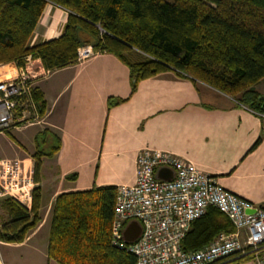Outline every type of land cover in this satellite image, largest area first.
<instances>
[{"label":"trees","instance_id":"obj_1","mask_svg":"<svg viewBox=\"0 0 264 264\" xmlns=\"http://www.w3.org/2000/svg\"><path fill=\"white\" fill-rule=\"evenodd\" d=\"M47 2L67 11L60 34L31 43ZM115 54L129 67L132 93L140 78L163 70L202 80L231 95L237 104L264 112V93L254 87L264 77V0H0V62L14 60L29 71L58 68L76 61L77 48ZM31 55L29 61L25 56ZM40 113L42 90L34 87ZM126 98L110 96L108 106ZM32 197L23 205L0 200L5 218L0 241L20 243L42 220L40 164L61 139L47 128L35 135ZM260 136L252 143L254 147ZM75 172L68 174L72 177ZM117 185L63 190L52 204L47 256L58 264H134L135 256L111 243ZM182 239L195 250L219 233L233 231L227 215L210 206ZM250 254L217 264H240Z\"/></svg>","mask_w":264,"mask_h":264},{"label":"crops","instance_id":"obj_2","mask_svg":"<svg viewBox=\"0 0 264 264\" xmlns=\"http://www.w3.org/2000/svg\"><path fill=\"white\" fill-rule=\"evenodd\" d=\"M42 15H48V21L42 24L38 20L31 43L60 34L67 11L47 2ZM53 71L57 73L49 75ZM34 83L42 90L46 109L39 121L28 124L36 125L34 134L47 128L60 137L61 144L54 153L41 157L42 220L24 241H0L1 246L29 245L42 253L45 264H58L47 256L51 208L56 195L92 185L133 182L135 157L145 146L187 157L225 188L264 206V117L237 104L231 95L173 70L140 78L130 93L128 65L105 51L83 61L50 68ZM69 83L75 87L70 96L64 97L62 91ZM110 96L126 99L108 106ZM258 136L259 142L250 148ZM34 138L29 145L19 142L23 153L16 150L14 155L23 158L27 169L33 161L28 151L35 150ZM107 156H123L129 172L114 177L102 174L92 179L93 166H97L98 173L108 163ZM72 172L75 174L68 176Z\"/></svg>","mask_w":264,"mask_h":264},{"label":"built area","instance_id":"obj_3","mask_svg":"<svg viewBox=\"0 0 264 264\" xmlns=\"http://www.w3.org/2000/svg\"><path fill=\"white\" fill-rule=\"evenodd\" d=\"M98 52L91 44H82L76 60L83 61ZM30 58L27 54L25 61ZM49 71L45 68L36 75L14 60L0 62V132L18 122L27 124L37 119L34 81ZM241 105L264 117V112ZM135 165L134 181L117 184L110 226L111 243L132 253L134 264H217L246 254L256 264H264V206L225 188L193 161L170 150L142 147ZM161 166L171 169L172 175L156 176ZM32 185L33 176L25 171L20 159L0 158V197H12L28 205ZM210 206L227 215L233 231L219 233L199 249L184 250L181 242L192 222ZM131 220H137L141 229L134 241L127 242L123 231Z\"/></svg>","mask_w":264,"mask_h":264},{"label":"rangeland","instance_id":"obj_4","mask_svg":"<svg viewBox=\"0 0 264 264\" xmlns=\"http://www.w3.org/2000/svg\"><path fill=\"white\" fill-rule=\"evenodd\" d=\"M39 19H40V23L44 24L46 21H48V15H42ZM83 44L85 45V44H89V43H83ZM80 45H82V44H80ZM94 55L95 54L87 57L86 59H88ZM3 61H4L3 63H6V62L13 61V60L9 59V60H3ZM43 70L44 69H42V71H40V72H37L36 75L42 74ZM56 73L53 71L49 75L54 76V74H56ZM47 77H44V78H47ZM74 87H75L74 83H69L67 85V87L62 91L64 93L63 94L64 97L66 95L70 96L72 94L71 91L74 89ZM254 87L257 90H259L260 92L264 93V77H262L257 83H255ZM44 113L41 114L39 111L37 119H31V122L39 121L41 119V117L44 115ZM15 126H21V127L20 128H13L12 127L11 130L8 129V130H4V131L0 132V158H3V157L18 158V159H20V161L23 165V162H24L23 158H20L18 156H14V155H16L15 154L16 150H19L18 151L19 153H21V152L23 153V151L19 145V142H22L24 145H29L30 143L33 142V136L36 135V133L34 134L33 131H34L36 125L35 124H28V123L22 124V123L18 122V124L16 123ZM32 152H33V148L28 151V153H30V155ZM24 154H26V153H24ZM22 156H24V155H22ZM106 158H110V159H109L108 163L105 165V167L100 168L98 173H97V166H93V168L91 170V174H90V177L92 179L95 176H97V175L100 176L102 174H106L109 177H114V176L123 175V174H126L127 172H129V166H127L126 160L123 156H113V157L107 156ZM29 165L30 166L28 169L27 168H24V169L27 173H29L30 175L33 176L34 161H32ZM34 184H35V182L33 180L32 188H33ZM5 197H7V196L0 197V200L2 198H5ZM31 197H32V190H31ZM19 203H21V202H19ZM5 215H6V211L0 205V222L2 219L5 218ZM45 228L47 229V226H45ZM41 239L42 238L40 237V241H38L39 243L41 242ZM0 262H1V264H3L2 262H4V264H45L42 253L31 248L29 245L20 246V247H18V246L17 247H9V246H1L0 245ZM240 264H255V263L253 262L252 258H249L248 260H245V261L241 262Z\"/></svg>","mask_w":264,"mask_h":264},{"label":"water","instance_id":"obj_5","mask_svg":"<svg viewBox=\"0 0 264 264\" xmlns=\"http://www.w3.org/2000/svg\"><path fill=\"white\" fill-rule=\"evenodd\" d=\"M172 175V170L161 166L157 169L156 176L162 177V178H168ZM247 211H254V208H248ZM141 226L140 223L137 220H131L127 223L124 231H123V237L125 241L132 242L134 241L140 232Z\"/></svg>","mask_w":264,"mask_h":264}]
</instances>
